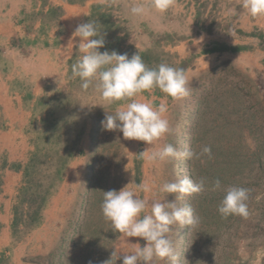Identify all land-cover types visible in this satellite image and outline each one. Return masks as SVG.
I'll return each mask as SVG.
<instances>
[{
	"label": "rangeland",
	"instance_id": "1",
	"mask_svg": "<svg viewBox=\"0 0 264 264\" xmlns=\"http://www.w3.org/2000/svg\"><path fill=\"white\" fill-rule=\"evenodd\" d=\"M134 4L145 5L146 14L132 15ZM150 5L151 0H0V13L14 15L15 10L14 36L0 38V91L4 88L7 95L8 89L9 98L21 104L11 109L0 102V128L7 127L4 118L23 120L29 145L21 163L0 153V170L8 166L21 174L0 264H104L114 251L119 258L112 257L110 264H122L126 253L146 241L113 230L101 210L103 192L128 185L141 199L175 201L178 194L162 193L159 186L185 176L205 178L209 190L176 201L201 217L193 228L172 226L168 235L177 264H264V100L259 80L243 67L241 56L253 48L243 44L245 38L258 37L243 26L259 16H251L242 0H172L165 12ZM89 21L98 24L105 39L101 52L131 57L139 51L151 68L166 63L186 73V97L173 99L158 88L138 97L168 105L170 131L151 145L101 125L106 111L114 113L130 100L109 102L96 81L84 90L81 80L72 77L71 65L79 58L73 32ZM67 40L76 48L68 63L70 78L61 86L50 83L47 66H37L33 57L43 59L45 51L48 62L51 49ZM211 48L215 51H205ZM39 83L45 87L37 96ZM166 143L181 152L210 146L212 156L149 159ZM217 178L223 188L248 189L247 218L219 214L225 192L210 190ZM143 184L152 191L143 192ZM1 185L0 175V190ZM37 185L49 193L39 222L31 224L27 214L36 206ZM150 211L149 206L141 216ZM154 264L170 261L156 258Z\"/></svg>",
	"mask_w": 264,
	"mask_h": 264
},
{
	"label": "clouds",
	"instance_id": "2",
	"mask_svg": "<svg viewBox=\"0 0 264 264\" xmlns=\"http://www.w3.org/2000/svg\"><path fill=\"white\" fill-rule=\"evenodd\" d=\"M171 4L172 0H151L150 7L165 12ZM242 7L253 17L264 16V0H242ZM130 11L134 16H143L147 8L143 4H134ZM75 37H79V41H75ZM73 40L77 45L79 58L72 63L71 72L73 78L81 80V87L87 90L96 81L95 87L105 100H130L114 113L106 111L101 121L103 129L119 130L125 139L139 140L150 145L169 133L170 123L165 116L168 112L167 103L162 100L158 106H154L152 102L138 97L153 88H158L173 99L186 97L189 95V81L182 68L166 63L149 68L139 51L131 57L115 50L101 52L105 39L94 21L78 24L73 32ZM136 47L138 48L137 45ZM204 156L211 158L210 146H204L198 153L191 150L181 152L173 144L166 143L158 151L152 152L149 159L165 161L182 157L201 159ZM140 188L145 193L152 191V186L148 184L140 185ZM206 190H209V186L205 178L193 180L185 176L176 181L163 182L159 186L162 193L178 194L175 195V201L141 199L135 191L129 190L128 185L120 190L104 191L101 210L105 219L111 222L113 230L128 238L140 237L146 241L143 247L126 253L122 264H154L156 258L177 264L178 257L168 235L172 226L179 224L193 228L199 225L201 217L190 205L181 207L176 201ZM210 190L225 192L218 205V212L222 217L249 216L248 189L237 186L223 188L217 178L211 183ZM149 206L150 214L141 216ZM114 256L116 260L119 258L114 251L104 264H110Z\"/></svg>",
	"mask_w": 264,
	"mask_h": 264
},
{
	"label": "crops",
	"instance_id": "3",
	"mask_svg": "<svg viewBox=\"0 0 264 264\" xmlns=\"http://www.w3.org/2000/svg\"><path fill=\"white\" fill-rule=\"evenodd\" d=\"M12 10L13 7H12ZM10 14V11L1 12L0 13V38L10 39L14 36L13 32V18L15 17V10ZM68 16L63 17V22H66ZM70 19V17H69ZM64 22V23H65ZM66 24V23H65ZM12 26V27H11ZM244 30L248 31V33H252L253 31L258 32V37L248 36L245 38L243 44L252 45L242 51V64L243 67H246L249 72H251L258 80H259V89L260 95L264 100V16H259L256 21L247 22L244 26ZM72 45V46H71ZM69 47V50L66 47ZM74 48L76 45L73 43H68V40L63 43L61 46H56L51 49L49 53L50 57L48 62L45 57V51L43 59L40 58V54L37 57H33L34 60L37 59V66H41L43 63L47 66L48 70L45 72V77H49L53 81L50 83H57L60 81V85L65 82V79L70 78V67H69V59L73 56ZM39 51H37L38 53ZM42 64V65H43ZM2 74L0 78H2ZM41 77V75L37 76ZM37 83V78H34ZM40 79V78H39ZM47 82V81H44ZM68 82V81H66ZM3 83L0 82V86ZM59 83L57 84V86ZM45 87L43 85L38 84L37 87V96L42 93L43 89H38L40 87ZM60 86V87H61ZM4 88L1 89L0 95L2 100L1 104L5 103L8 105V108L15 109L14 106H21L20 102H15L13 99L9 98L8 89L7 95L4 93ZM35 93V92H34ZM130 102V101H129ZM127 103H123L120 106H126ZM19 113V111H17ZM6 120V128H0V153H5L9 161L20 162L27 157L29 153V145L27 142V138L23 132V128L25 126V122L20 119L16 121L11 120L9 117ZM12 125V127L9 125ZM0 175L2 178V185L0 190V248L7 245L9 243V226H10V218H11V210H12V200L15 196L16 187L19 186V182L21 180V174L18 169L11 167H4L0 170Z\"/></svg>",
	"mask_w": 264,
	"mask_h": 264
},
{
	"label": "trees",
	"instance_id": "4",
	"mask_svg": "<svg viewBox=\"0 0 264 264\" xmlns=\"http://www.w3.org/2000/svg\"><path fill=\"white\" fill-rule=\"evenodd\" d=\"M241 49L242 48H240V47L230 48V50H232V51H239ZM205 51L213 52V51H215V49L211 48V49H208V50H205ZM142 59H143L144 62H147L146 66L150 65V68H151V61L148 60V57H143ZM26 171H27V176H28V172H29V175H30V170L28 169V167H27ZM28 183H29V181H28ZM42 186L41 185L40 186L37 185V190H36V192H34L33 198H32L33 199V203L36 206L31 212H29V214H27V217L30 220L31 224H36L37 222H39L40 215H41V210H42V208L44 206V203H45V201L47 199V196H48V193H49L48 189H42L43 188Z\"/></svg>",
	"mask_w": 264,
	"mask_h": 264
}]
</instances>
